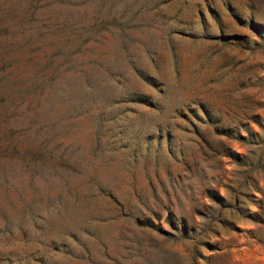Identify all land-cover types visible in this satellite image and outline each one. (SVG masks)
<instances>
[{
    "label": "rangeland",
    "instance_id": "374dc122",
    "mask_svg": "<svg viewBox=\"0 0 264 264\" xmlns=\"http://www.w3.org/2000/svg\"><path fill=\"white\" fill-rule=\"evenodd\" d=\"M0 264H264V0H0Z\"/></svg>",
    "mask_w": 264,
    "mask_h": 264
}]
</instances>
